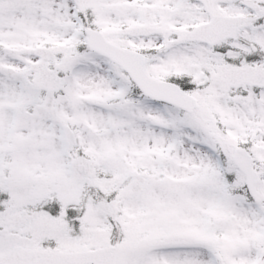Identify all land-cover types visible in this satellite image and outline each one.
<instances>
[{
    "label": "snow or ice",
    "instance_id": "6c2138e0",
    "mask_svg": "<svg viewBox=\"0 0 264 264\" xmlns=\"http://www.w3.org/2000/svg\"><path fill=\"white\" fill-rule=\"evenodd\" d=\"M0 264H264V0H0Z\"/></svg>",
    "mask_w": 264,
    "mask_h": 264
}]
</instances>
